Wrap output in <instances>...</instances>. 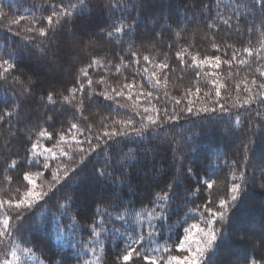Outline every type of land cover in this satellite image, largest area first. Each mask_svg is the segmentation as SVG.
<instances>
[{"label":"trees","instance_id":"obj_1","mask_svg":"<svg viewBox=\"0 0 264 264\" xmlns=\"http://www.w3.org/2000/svg\"><path fill=\"white\" fill-rule=\"evenodd\" d=\"M59 2L60 0H0V14H3L0 15V45L6 46L20 41L26 35H33L34 33L25 31L28 28L45 27L46 21L37 23L34 17H47L51 14V10L44 9L50 4ZM67 2L68 0H64V3ZM72 2L76 3L77 0ZM236 2L237 0H163L165 19L160 21V25L140 24L139 34L142 39L135 40V44L137 48H140L141 44L146 46V50L142 49L139 53L141 64L125 67L129 63L127 43L121 48L117 42L109 41L104 35L109 25L121 14L117 12L113 15L109 10L107 5L110 0H88L87 7L76 13L78 18H73L67 29H56L49 32L46 39L38 38L36 41L37 44L43 43L46 46L49 61L55 60L59 67L54 68L48 62H41L39 48L33 49L35 55L23 53L19 57L35 85L33 95L37 101L40 95L51 90L53 86L58 92L68 95L66 89L78 86V80H83L84 92L77 93L76 99L79 101L81 97L83 98L84 115L89 116V120L80 123L81 128H86L87 124L95 121L93 134H99L105 130L118 128L119 125H113V121L131 120L136 128H143L144 134L137 136L133 133L129 137H119L120 143L115 146V150L109 148L102 154H90L87 157L81 153L75 154L74 158L78 163L71 165L70 168H75L79 175L69 170L65 176L59 161H54L53 167L45 171L42 177L33 174L32 178L37 182V191L48 192L51 199L47 204L41 201L38 207L25 214L30 215L31 212H35V216L26 221L20 235L13 232L12 237H0L3 240V243H0V261L7 259L10 264H49L53 258L59 260L61 255H64L71 259V264H105V261L111 264L117 245L120 248L124 247L121 243L124 239L122 233L125 229L131 232V229L126 224L98 215L96 209L101 213L107 210L113 217L117 214H127L129 223L137 230L141 225L146 227L147 213L153 208L149 201L156 196H163V189L172 186L171 190L176 193L177 198H183L187 181L182 171H186L188 167H194L199 171L201 178L207 176L215 181L207 198L216 203L220 198H229L227 189L231 187L232 175L239 177L243 172L245 176L243 198L231 213L230 238L222 244L217 264H227L228 261L247 264V260L258 259L264 254V247L261 246V241L264 240V177L261 175L264 168V107L259 109L261 111L259 117L256 115L255 104L250 113L245 112L243 108H232V105L243 104L257 92L256 86L252 84L253 79L257 84L264 82L256 72L258 67L264 70V59H260L264 56V26H261L258 14L255 18L248 17L247 23L238 24L232 12ZM159 12L160 8L157 7L147 15L158 16ZM217 13L224 19L232 17L231 29L219 22L218 28H207L206 21L215 19ZM136 15L137 12H132L133 17ZM168 17L172 19H167ZM177 17L182 21L179 27L184 30L180 31L179 35L162 33L165 23L171 24L173 30L177 28V24L173 23ZM14 19L19 20L20 23L12 24ZM153 30L156 33L155 38L147 35ZM17 31L21 33L20 36L16 35ZM70 32H75V36L70 35ZM124 40L126 42L128 37H124ZM213 42L220 45V52L213 50ZM168 45L172 47L169 48ZM245 47L259 52L260 56L249 57L243 52ZM182 48H187L189 54L197 55L198 59L215 55H220L222 59H231L232 52L236 51L237 60L232 62L231 68L225 64H221L220 68L204 65L199 69L201 76L197 81L194 77L195 69H188L185 65L182 74L177 66L175 53ZM225 51H227L226 56ZM143 55H149L154 61L165 60L176 69L175 73H169L170 80L166 86L162 82L159 90L151 87L147 78L151 76L153 64H145L142 60ZM240 59L247 60L248 64H240L238 62ZM93 60L100 63L88 69L89 78L93 80L92 87H88L87 81L80 75V70L87 68ZM117 65L120 67L119 73L116 72ZM145 67L148 69L147 72L144 71ZM211 73L219 75L213 76ZM157 75H160L159 70ZM181 75L184 78L177 79ZM101 79L104 81L103 84L96 83ZM213 79L228 86L226 91L221 89L220 97L214 94L211 97L206 95L210 91L214 93L213 86L209 83ZM131 82L136 84L132 90L133 98L121 99L120 102L124 107L116 111H112V108H115L112 101H104L102 96L92 95L101 91L114 95L112 88L119 89L124 83ZM236 85H239V88ZM189 87L192 88V94L186 95V89ZM196 87L201 88L199 96L196 95ZM5 88L8 89L7 93L4 91ZM248 88L251 92L246 91ZM141 91H151L153 93L151 100L144 96H140L137 100L136 97ZM18 92L19 87L13 89L11 84L0 86V114L3 113L8 98ZM125 93L127 95V90ZM90 96H92L91 100H89ZM22 99L24 102L21 103L18 114L11 118V123H0V161L6 157L24 160L26 148H30L31 143L39 139L34 134L41 128L52 131V127H49L52 122L45 123V120L46 113L47 116L53 114L47 112V109L38 102ZM176 99L181 103L177 105ZM216 100L225 103L231 109L233 116L239 112L241 123L237 125L234 120L231 125L226 123L228 117L221 113L219 108L216 112L203 111L206 107L215 106ZM189 101L192 102V113L186 110ZM108 105H112V108ZM66 107H69V111L74 110L70 106ZM145 108L150 111L145 113ZM165 108L168 116H173V119L165 116ZM148 115L161 120V127L149 126L146 119ZM57 116V123L53 127H56L58 132L66 131L70 125H61L59 121L64 117L59 114ZM106 117L108 118L106 123L109 125L107 129L101 126V121ZM125 130L132 133L131 127ZM132 140L136 143H131ZM39 143L42 146H53L52 141L43 139H39ZM4 145L8 147H3ZM77 147L75 144L72 145L73 149ZM83 148L87 150L88 145L84 144ZM61 149L67 150L57 136L53 150L59 156ZM106 158L125 163V170L130 173L131 183L118 185L117 195L121 206L115 207L116 198L104 191L90 198L84 207H81L80 201L73 205L69 216H76L78 211L85 214L83 219L77 218L74 224L69 216L58 215L54 218L53 205L64 191H71L77 186L80 189L87 186L92 191L96 190L93 175L97 168L106 163ZM81 159L84 161L83 164L79 163ZM62 161L63 164L68 163L65 158H62ZM57 168H60V181L53 184L52 173L57 171ZM35 171L33 169V173ZM5 176L11 177L12 182L8 183L4 179ZM18 176L22 177V172L19 170L9 169L4 172L0 168V199L10 197L15 199L16 193L13 189L19 187ZM65 180L68 181L65 188L53 196L52 192ZM237 182L241 181L238 179ZM20 191L22 194L24 189L21 188ZM60 202L64 203L63 200ZM202 202L200 199L196 200V204ZM3 216V210H0V219ZM93 221H103V223L96 226ZM10 223L15 227L18 221L11 219ZM70 224L73 226L69 227ZM193 224L205 226L204 219L195 211L194 205L189 203L187 208L181 209L173 204L171 218L158 225L159 238L152 247L163 248L166 244L170 248L173 247L178 239L182 240L187 234L184 230L191 229ZM94 226L98 235H89L88 229ZM195 238H199L198 233ZM93 247L95 254L92 252ZM12 253H15V256ZM184 254L172 252V255ZM135 264H143V261L137 260Z\"/></svg>","mask_w":264,"mask_h":264},{"label":"snow or ice","instance_id":"obj_2","mask_svg":"<svg viewBox=\"0 0 264 264\" xmlns=\"http://www.w3.org/2000/svg\"><path fill=\"white\" fill-rule=\"evenodd\" d=\"M88 0H77L76 3H73L72 0H68L67 3H64V0H60L58 4H50L44 10H51V14L47 17L35 18L34 21L37 23L45 22V27H36L28 28L25 31L27 33H34L33 35H26L18 42H13L8 45H0V86L4 84H11L13 89L19 87V92L11 95L8 98V101L4 107L3 113L0 114V123H11V118L14 115L18 114V109L20 108L21 103L24 102L26 98L29 101H35L42 104L47 112H51L53 115L47 116L45 123L51 121L52 123L49 127H52V131H49L48 128H41L38 133L34 135L38 136L39 139L46 141H52L53 146L40 145L39 139L36 142L31 143L30 148H26V154L24 160L12 159L11 157H6L3 161H0V168L7 172L11 170H19L22 172V177L18 176L19 187L13 189L16 193L15 199H0V210H3L4 216L0 219V237H12L13 232L17 235L22 233L24 225L27 220L35 216V212H31L30 215H25L29 213L34 207H38L40 202L43 201L45 204L49 202L51 196L49 193L43 190L37 191V182L34 180L33 174L38 177H42L45 171L50 170L53 167L54 161L61 162L63 166V171L65 176H67L69 170L76 173L75 168H70L71 165L77 164L75 154L81 153L85 157L90 154H102L107 149L112 148L115 150V146L120 143L119 137H129L133 133L137 136H143V128H136L133 121L131 120H121L119 122L113 121V125H119L118 128L114 130H105L99 134H93V127L95 121L87 124L86 128H81L80 123L89 120V116L84 115V100L81 97L77 101V93H83L85 89V84L83 80H78V86H73L70 89H66L68 95H64L57 91L53 86L51 90L44 92V94L39 96L37 101L36 97L33 95V88L35 85L32 82V78L29 75V72L25 70V67L22 63V60L19 58L23 53L29 55H35L33 51L34 48H39L40 50V59L41 62H48L52 67H59L58 63L55 60L49 61L48 51L46 46L43 43L37 44L36 41L38 38H47L49 32H52L56 29H67L69 24L72 22L73 18H78L76 13L87 7ZM109 10L115 15L119 12L121 15L117 17L116 21L109 25V28L104 32V35L109 41L117 42L121 48L124 47V44L127 43L128 47V60L129 63L125 67L139 66L141 64V59L139 53L142 49L146 50V46L141 44L140 48L136 47L135 40L142 39L139 34L140 24L143 23L145 26L148 24H155L156 26L160 25V21L165 19L163 11V0H110V3L107 5ZM157 7L160 8L158 16H149L148 12L154 11ZM132 12H137L135 17L132 16ZM233 16L236 18L238 24L240 22L247 23L248 17L255 18L258 14L261 20V26H264V0H237L232 8ZM3 15V14H0ZM186 15V14H185ZM23 19V17H21ZM167 19H172L168 17ZM232 17L224 19L219 13L216 14L215 19L206 21L208 29L218 28V22L227 26L229 29L232 28L231 24ZM131 21V22H129ZM55 22V25H54ZM12 24H19V20H12ZM173 23L177 24L175 30L172 29L171 24L165 23L162 28V33H169L170 35H179L181 29L179 25L182 23L179 17L173 20ZM11 31V28H9ZM251 31V29H249ZM237 33L239 29L237 28ZM17 36H20L19 31L16 32ZM70 35L75 36V32H70ZM147 35L155 38L156 33L153 30ZM124 37H128V40L125 42ZM169 48L172 45H168ZM228 46H226L227 48ZM212 48L215 52H220L221 47L219 44L213 42ZM243 52L247 53L249 57L253 55L260 56L259 52H254L252 49L245 47ZM224 55H227V51L224 52ZM7 57V58H5ZM186 57L188 59L186 60ZM175 59L177 66L179 67L181 73H184L185 65L188 69H195L194 77L198 81L201 73L199 69L204 65H208L213 68H220L221 64L228 65L229 68L232 67V62L237 60L236 51L232 52L231 59H222L220 55L215 56H205L203 59H198L197 55H190L187 48H182L180 51L175 53ZM260 59H264V56H261ZM142 60L145 64H153V71L151 76L147 79L149 80L151 87L159 90L161 83L166 86L170 80L169 73H175L176 69L173 68L165 60L154 61L150 58L149 55H143ZM214 62V63H213ZM242 65H247L248 61L240 59L238 61ZM97 60H93L92 64L88 65L87 68L80 70L81 77L87 81V86L92 87L93 80L89 78L88 69L92 65L99 64ZM157 70H159L160 75H157ZM144 71L147 72L148 69L145 67ZM116 72H120L119 65L116 66ZM256 72L259 74V77L264 80V70L262 68H257ZM35 73H33L34 75ZM206 75H208L206 73ZM213 76H218V73H211ZM155 78V79H153ZM183 75L178 76L177 79L182 80ZM98 84H103L104 81L101 79L97 81ZM212 84L214 93L208 92L207 96L211 97L213 94L216 97L221 96V89L227 90V84L219 82L217 79L209 81ZM252 84L256 86L257 92L249 97L243 104L232 105V108H243L245 112H251L253 110V104L257 106L256 115L259 117L261 107H264V82L259 84L256 83V80H252ZM136 87L135 82L124 83L119 89L112 88V93L101 91L93 93L92 95L97 97H103L104 101H112L115 105V108H112V105H108L109 108H112V111L121 109L124 105L120 102L121 99L131 100L133 98V89ZM239 88V85H236ZM127 90V95L125 93ZM5 93L8 92V89H4ZM246 91L251 92V89L248 88ZM196 95L199 96L201 93V88L196 87ZM167 95V93H164ZM186 95L192 94V88L189 87L186 89ZM140 96H144L147 99L151 100L153 93L151 91L144 92L141 91L136 99L139 100ZM92 99V96L89 97V100ZM175 103L178 105L181 103L179 99L175 100ZM215 106L211 108H204V112H216L217 108L221 113L227 115L228 119L226 123L231 125L234 120L237 125L241 123V114L237 112L235 116L231 114V109L225 104L221 103L220 100L214 101ZM73 108V111H69V107ZM187 112H193L192 102L189 101V106L187 107ZM150 109L145 108L144 112L148 113ZM64 117L63 120L59 121L61 125L68 124L66 131H57L56 127H53L57 123L58 116ZM165 116H168L167 109H164ZM139 115V113H137ZM7 118V119H6ZM70 118V119H69ZM173 116H168V119H173ZM107 117L101 121V126L105 129L109 127L106 123ZM149 126L161 127V120L154 119L151 115L146 116ZM78 121V122H71ZM131 127L132 133L127 132L125 129ZM11 132V128H9ZM58 136L59 142L66 146L67 150L61 149L60 155L58 156L56 151L53 150L55 147L56 138ZM31 139V138H29ZM95 141V143L93 142ZM23 143V140H21ZM131 143L135 144L136 141L132 140ZM75 144L78 147L76 149L72 148V145ZM87 144L88 149H84L83 145ZM3 147H8L4 145ZM39 149V151H38ZM245 151H247V146H245ZM70 153H72L70 155ZM14 155H19L14 153ZM191 155V153H189ZM62 158H65L68 163L63 164ZM9 160L11 162L9 163ZM83 159L79 161L80 164H83ZM131 167V165H128ZM183 167V166H182ZM33 169L36 171L33 173ZM111 169V171H109ZM60 168H57V171L52 173L51 183L56 184L60 181L59 176ZM79 175V173H76ZM182 175L185 176L187 181V187L184 192L183 198H177L176 193L171 190L172 186H169L167 189H163V196H156L154 199L150 200L149 203L153 205L152 211L147 213L148 224L145 227L141 225L139 230L129 223L127 219V214H117L112 216L110 212L105 210L103 213L99 209H96L98 215L106 216L109 219H114L115 221L121 222L128 225V228L131 229L129 232L128 229H125L122 236L124 239L121 243L124 244L123 248H120L117 245V250L115 255L111 260V264H135V261H143V264H217V257L219 255L220 248L225 240L230 238L229 229L231 227V213L232 211L239 206V202L243 198L244 194V182L245 176L241 172L240 176L236 175L231 176V187L227 189L229 193V198H220L218 203L214 200L207 198V194L213 189L215 181L210 177L201 178L199 171L194 167H188L186 171H182ZM262 177H264V168L261 171ZM130 173L125 170V163L120 162L116 159L109 160L106 158V163L97 168L93 175V181L96 184V190L92 191L87 186L83 189L73 188L71 191H64L63 195L57 200L53 207L55 212L52 215L57 217L58 215L69 216V213L73 210V205L77 204L78 201L82 202L81 207L86 206V202L94 197L102 194L104 191H107L110 196H114L115 207H120V198L117 195L118 185L123 186L125 184H130L131 180L129 179ZM4 179L11 183V177L5 176ZM241 182H237V180ZM68 181L65 180L59 188H56L52 192V195H56L57 192H61ZM23 188L24 191L21 194L20 189ZM47 197V199H45ZM200 199L203 202L201 204H196V200ZM60 200H63L64 203H61ZM191 203L195 207V211L201 214V218L204 219L205 226L200 227L199 224H193L191 229H185L187 233L182 240L178 239V242L173 247H168L166 244L163 248L152 247L159 238V229L158 225H162L166 219L171 218V208L173 204H176L177 208H187L188 204ZM51 212V209H49ZM85 214L81 211L76 213V216H69V219L73 221V224L76 222L77 218L83 219ZM193 218V217H188ZM11 219H15L18 223L15 227L10 223ZM185 223L187 220L184 221ZM94 225L99 226L103 221H93ZM73 225L70 224L69 227ZM199 234V238H195L196 234ZM89 235H98L96 232V227H90L88 229ZM0 243H3V240L0 239ZM91 243V241L89 242ZM195 244V248H193ZM261 246L264 247V240L261 241ZM93 254H95V248H92ZM172 252H182L185 253L183 256L172 255ZM157 253V255H153ZM15 256V253H12ZM247 260V257L245 258ZM0 264H10V262L5 259L0 261ZM49 264H71V259L61 255L59 260L53 258L49 261ZM105 264H108V261H105ZM227 264H239V261H228ZM247 264H264V254L260 257L247 260Z\"/></svg>","mask_w":264,"mask_h":264}]
</instances>
